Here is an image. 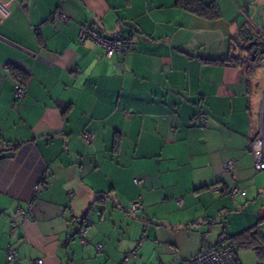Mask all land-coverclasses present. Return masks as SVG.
Returning <instances> with one entry per match:
<instances>
[{
    "label": "crops",
    "instance_id": "0c3cea01",
    "mask_svg": "<svg viewBox=\"0 0 264 264\" xmlns=\"http://www.w3.org/2000/svg\"><path fill=\"white\" fill-rule=\"evenodd\" d=\"M198 1L218 15L182 0H0V154L15 153L0 159V264H122L134 250L125 264H181L254 228L264 246V175L248 149L264 126V59L230 57L244 31L264 42V0ZM55 11L67 20L50 22ZM83 24L104 34L121 24L135 50L107 59L78 41ZM15 209L32 216L12 231ZM235 257L259 264L252 248Z\"/></svg>",
    "mask_w": 264,
    "mask_h": 264
},
{
    "label": "built area",
    "instance_id": "2783aa9c",
    "mask_svg": "<svg viewBox=\"0 0 264 264\" xmlns=\"http://www.w3.org/2000/svg\"><path fill=\"white\" fill-rule=\"evenodd\" d=\"M59 20L61 22H65L67 20V16L61 11H55L49 21L54 22ZM78 41L81 44H84L88 41L95 44L99 47L103 55L107 59H111L113 57L116 58H124L135 50V43L132 39L130 33L126 32L123 25L118 24L115 32L111 34H104L99 32L98 30L92 28L87 24H83L79 27L78 32ZM26 93L22 86L15 85L14 86V99L15 101H20L25 97ZM199 125L202 128L207 127L208 115L200 109L198 113ZM93 138L91 133H83L81 135V139L85 144H89ZM248 149L252 155L253 159V168L256 172L264 171V126H261L259 131L250 139ZM223 169L227 172L232 179L234 164L232 161H227L223 164ZM134 183L139 185L142 183V179H134ZM42 185L46 186L49 184V180L47 178H43L41 180ZM39 185L35 187L38 188ZM209 190L216 195L227 196L230 199H234L237 196H245V191L238 189L236 187H218L213 186L210 187ZM178 205H181V200H176ZM131 211L134 213L142 212L143 206L140 201H134L130 203ZM29 216H32V211L30 209L22 210L15 209L13 216L10 219L11 230H15L22 221H24ZM93 222L89 218L88 215H85L82 219V224L78 229V236L81 240V243L85 245L87 243L86 237L88 234L89 228L92 226ZM141 242L137 244L138 248ZM97 249L100 250L101 246L97 245ZM135 254V250L131 253L126 254L122 259V264H125L129 257ZM18 257V252L13 248L6 249V259L8 262H15ZM38 264L42 263V260L36 261ZM181 264H239L232 249L229 246V242L227 236L222 235L218 239V243L214 246H211L196 256L183 261Z\"/></svg>",
    "mask_w": 264,
    "mask_h": 264
},
{
    "label": "trees",
    "instance_id": "16d2710c",
    "mask_svg": "<svg viewBox=\"0 0 264 264\" xmlns=\"http://www.w3.org/2000/svg\"><path fill=\"white\" fill-rule=\"evenodd\" d=\"M184 7L200 16L205 18H215L218 15L217 8L213 4L205 5L200 3L198 0H182ZM129 33V32H128ZM132 36V35H131ZM8 71L13 80H16L19 83L20 78L22 83H24L25 76L18 69L13 66H8ZM260 234L259 229H252L250 231H244L237 236L229 237L227 236L229 246L232 249L234 255L236 251L240 248H252L257 252L259 257V264H264V246H259L258 235ZM218 243V242H217ZM216 243V244H217ZM215 244V245H216ZM214 246V245H213Z\"/></svg>",
    "mask_w": 264,
    "mask_h": 264
},
{
    "label": "water",
    "instance_id": "95a60500",
    "mask_svg": "<svg viewBox=\"0 0 264 264\" xmlns=\"http://www.w3.org/2000/svg\"><path fill=\"white\" fill-rule=\"evenodd\" d=\"M240 50H251V53L250 55L249 53L245 52L244 54H241ZM230 57L232 59H240L241 57H246V59L243 60L246 62H254L259 59H264V42L254 38L250 31H244L243 35L239 38L238 43L232 45ZM14 156L15 153L12 151L4 152L0 154V159L13 158Z\"/></svg>",
    "mask_w": 264,
    "mask_h": 264
},
{
    "label": "flooded vegetation",
    "instance_id": "af4514ba",
    "mask_svg": "<svg viewBox=\"0 0 264 264\" xmlns=\"http://www.w3.org/2000/svg\"><path fill=\"white\" fill-rule=\"evenodd\" d=\"M244 52H245V53H249V55H250L251 50H249V51H247V50H240V53H241V54H244ZM249 55H248V58H249ZM245 59H246V57H241V58H240V60H242V61L245 60Z\"/></svg>",
    "mask_w": 264,
    "mask_h": 264
},
{
    "label": "rangeland",
    "instance_id": "374dc122",
    "mask_svg": "<svg viewBox=\"0 0 264 264\" xmlns=\"http://www.w3.org/2000/svg\"><path fill=\"white\" fill-rule=\"evenodd\" d=\"M261 173H262V175H264V171H262ZM132 213H133V215H135V216H141V219H142L143 221L145 220L144 217L142 216V214L134 213V212H132Z\"/></svg>",
    "mask_w": 264,
    "mask_h": 264
}]
</instances>
